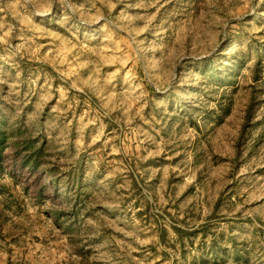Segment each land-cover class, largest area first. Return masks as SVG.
Wrapping results in <instances>:
<instances>
[{
    "label": "rangeland",
    "instance_id": "obj_1",
    "mask_svg": "<svg viewBox=\"0 0 264 264\" xmlns=\"http://www.w3.org/2000/svg\"><path fill=\"white\" fill-rule=\"evenodd\" d=\"M0 264H264V0H0Z\"/></svg>",
    "mask_w": 264,
    "mask_h": 264
}]
</instances>
